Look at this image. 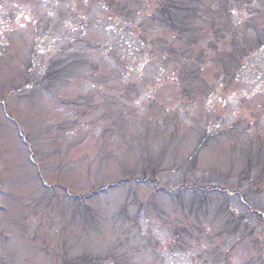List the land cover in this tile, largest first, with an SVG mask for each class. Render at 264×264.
I'll return each mask as SVG.
<instances>
[{"label":"rangeland","instance_id":"obj_1","mask_svg":"<svg viewBox=\"0 0 264 264\" xmlns=\"http://www.w3.org/2000/svg\"><path fill=\"white\" fill-rule=\"evenodd\" d=\"M0 264H264V0H0Z\"/></svg>","mask_w":264,"mask_h":264}]
</instances>
